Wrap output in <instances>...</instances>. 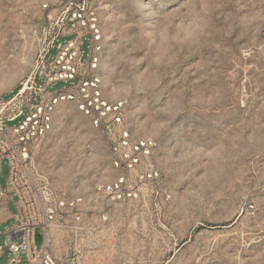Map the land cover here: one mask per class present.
<instances>
[{"label": "rangeland", "instance_id": "rangeland-1", "mask_svg": "<svg viewBox=\"0 0 264 264\" xmlns=\"http://www.w3.org/2000/svg\"><path fill=\"white\" fill-rule=\"evenodd\" d=\"M85 4L100 23L103 96L123 102L134 137L155 141L160 178L141 184L138 199H107L96 187L118 172L106 137L61 102L34 150V175L65 199L82 198L70 209L81 219L48 229L49 253L58 264H73L77 253L82 264H264V0ZM68 6L0 0L3 99L32 76ZM82 50L85 60L88 37ZM7 176L3 159L2 189ZM11 225L0 223L2 246ZM42 242L37 228L34 243ZM3 249L0 264L11 256ZM18 264H29L26 255Z\"/></svg>", "mask_w": 264, "mask_h": 264}, {"label": "built area", "instance_id": "built-area-1", "mask_svg": "<svg viewBox=\"0 0 264 264\" xmlns=\"http://www.w3.org/2000/svg\"><path fill=\"white\" fill-rule=\"evenodd\" d=\"M86 0H69L65 21L37 57L32 76L3 99L0 96V168L7 160L8 176L0 199L9 195L16 208L14 224L4 235V247L11 253L5 264H58L46 248L48 229L66 227L67 218L80 220L70 212L82 198L65 199L45 182L35 179L33 153L36 146L52 131L54 113L63 101L71 102L85 115L92 128L106 137L110 164L118 173L107 183L96 187L111 201L135 200L141 184L160 178L151 162L155 141L134 137L125 124L123 102H110L101 90L98 74L101 29L94 9ZM70 36L67 39L62 37ZM88 37V54L82 59L83 40ZM55 49L54 53L51 51ZM64 82L54 89L56 82ZM13 123V124H8ZM43 231V242L37 248L36 229ZM0 245L1 253L4 252ZM82 255L73 257V264H82Z\"/></svg>", "mask_w": 264, "mask_h": 264}, {"label": "crops", "instance_id": "crops-1", "mask_svg": "<svg viewBox=\"0 0 264 264\" xmlns=\"http://www.w3.org/2000/svg\"><path fill=\"white\" fill-rule=\"evenodd\" d=\"M13 199L14 198H10L9 195H5L0 199V223L1 224H7L8 222H12V225L14 224L16 211L14 212L10 208V201Z\"/></svg>", "mask_w": 264, "mask_h": 264}, {"label": "trees", "instance_id": "trees-1", "mask_svg": "<svg viewBox=\"0 0 264 264\" xmlns=\"http://www.w3.org/2000/svg\"><path fill=\"white\" fill-rule=\"evenodd\" d=\"M17 89V88H16ZM15 91V90H14Z\"/></svg>", "mask_w": 264, "mask_h": 264}]
</instances>
